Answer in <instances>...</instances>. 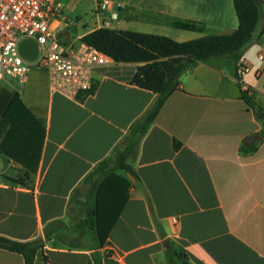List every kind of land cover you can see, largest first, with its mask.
Instances as JSON below:
<instances>
[{
  "label": "crops",
  "instance_id": "1",
  "mask_svg": "<svg viewBox=\"0 0 264 264\" xmlns=\"http://www.w3.org/2000/svg\"><path fill=\"white\" fill-rule=\"evenodd\" d=\"M113 4L115 24L102 26L177 41L231 33L238 25L232 0ZM252 41L254 55L240 57L248 68L243 81L264 110V85L255 88L264 72L257 58L264 52V10ZM136 65L98 66L93 89L75 99L54 91L44 68H30L22 85L0 80V235L44 238L53 222L33 264H94L92 252L102 264H170L167 247L192 264H264V121L242 98L234 62L213 57L179 74V87L126 159L130 173L115 166V152L157 97L130 82ZM242 142L254 150L243 152ZM96 209L115 217L102 245ZM69 212L88 219L90 243L55 235ZM0 264L23 258L0 247Z\"/></svg>",
  "mask_w": 264,
  "mask_h": 264
},
{
  "label": "trees",
  "instance_id": "2",
  "mask_svg": "<svg viewBox=\"0 0 264 264\" xmlns=\"http://www.w3.org/2000/svg\"><path fill=\"white\" fill-rule=\"evenodd\" d=\"M238 25L231 33L207 35L200 38L177 41L169 36L142 31L96 27L80 36L81 41L96 47L112 60L117 62L136 63L130 82L138 87L157 93V97L141 119L136 120L130 128V136L124 149L115 152L114 163L131 173L126 163L128 155L133 151L139 137L154 119L168 95L179 87V74L199 61L213 57L231 58L237 66L245 46L251 41L253 32L260 18V11L255 0H232ZM242 98L259 114L263 108L256 106L253 95L241 92ZM259 132L264 136V122ZM179 142H175V147ZM254 143L240 145L243 152L253 151ZM104 210L96 209L94 218L96 237L102 245L115 217L104 215ZM44 229V238L30 240H14L0 235V247L18 252L22 255L23 264H33L35 254L50 238L48 226ZM73 245V244H69ZM94 264H102L101 257L95 252L91 254ZM166 257L170 264H192L176 250L167 247Z\"/></svg>",
  "mask_w": 264,
  "mask_h": 264
},
{
  "label": "built area",
  "instance_id": "3",
  "mask_svg": "<svg viewBox=\"0 0 264 264\" xmlns=\"http://www.w3.org/2000/svg\"><path fill=\"white\" fill-rule=\"evenodd\" d=\"M100 9H109L110 15L103 25L116 18L115 6L110 0H102ZM62 11L59 0H0V80L11 78L22 85L31 66L48 71L51 87L64 96L75 99L79 93L95 86V69L112 60L101 50L81 41L66 44L58 33L49 27L51 16ZM29 38L36 42L37 52L33 59L24 58L19 43ZM264 59V52L257 55ZM248 70L239 58L235 68L236 81L241 92L252 95L253 90L243 81ZM258 71L255 75L258 76ZM176 221V218H173Z\"/></svg>",
  "mask_w": 264,
  "mask_h": 264
},
{
  "label": "rangeland",
  "instance_id": "4",
  "mask_svg": "<svg viewBox=\"0 0 264 264\" xmlns=\"http://www.w3.org/2000/svg\"><path fill=\"white\" fill-rule=\"evenodd\" d=\"M62 3V11L58 16H51L49 20L50 29L54 30L66 44L77 45L79 43L78 36L86 30L97 25L102 26L104 19L109 17L108 9L98 8V4L102 0H59ZM116 3L117 0H110ZM260 13L264 10V0H255ZM115 24V20H110ZM248 54L255 53L257 49L256 41H250L244 48ZM228 58V57H223ZM232 60L231 58H228ZM261 62V61H258ZM39 68L31 66L30 68ZM255 81V79L252 77ZM264 85V72L257 81L255 88L260 90ZM69 212L67 218H61L62 222L57 224L55 235L61 234L68 238H75L76 240H86L89 243L93 238V234L85 231L88 225V219L73 217ZM77 225H80L77 226ZM74 231V232H69ZM92 244V243H91Z\"/></svg>",
  "mask_w": 264,
  "mask_h": 264
},
{
  "label": "water",
  "instance_id": "5",
  "mask_svg": "<svg viewBox=\"0 0 264 264\" xmlns=\"http://www.w3.org/2000/svg\"><path fill=\"white\" fill-rule=\"evenodd\" d=\"M19 52L21 55L28 59L31 60L35 57L36 52H37V44L34 40L25 38L19 43ZM257 118L264 121V110H262L259 114H257ZM257 134H254L250 136L248 139H252L256 137Z\"/></svg>",
  "mask_w": 264,
  "mask_h": 264
}]
</instances>
